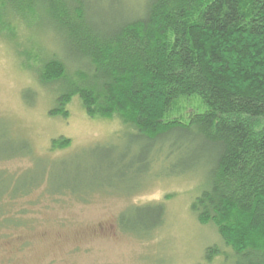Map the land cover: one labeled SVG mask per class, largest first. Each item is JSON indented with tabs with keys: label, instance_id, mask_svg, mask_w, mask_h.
<instances>
[{
	"label": "trees",
	"instance_id": "trees-1",
	"mask_svg": "<svg viewBox=\"0 0 264 264\" xmlns=\"http://www.w3.org/2000/svg\"><path fill=\"white\" fill-rule=\"evenodd\" d=\"M5 29L28 32L16 55L52 92L51 115L66 118L78 97L88 116L117 117L144 155L130 158L126 149L101 158L96 143L85 182L87 164L36 155L31 142L11 130L0 161L30 155L42 165L21 173L0 170V238L27 222L8 214V206L42 185L49 195L84 199L110 190L88 188L100 180L98 162L110 187L113 171L125 174L137 164L159 162L176 144L172 138L191 136L195 151L204 147L210 158L207 184L191 210L229 248L210 245L206 259L264 264V0H0V32ZM194 101L200 107L188 108ZM70 143L54 138L49 152ZM55 162L61 163L57 173ZM84 182L82 193H89L82 196L77 187ZM126 207L137 216L120 211L122 233L148 239L164 223L162 201Z\"/></svg>",
	"mask_w": 264,
	"mask_h": 264
},
{
	"label": "rangeland",
	"instance_id": "rangeland-1",
	"mask_svg": "<svg viewBox=\"0 0 264 264\" xmlns=\"http://www.w3.org/2000/svg\"><path fill=\"white\" fill-rule=\"evenodd\" d=\"M136 1L141 0H121L126 5ZM27 33L25 30L17 36L7 29L0 32V146L3 150L8 148L6 137L12 130L18 139L27 138L31 142L36 155L50 153L52 159L67 157L70 165L87 164L84 168L88 174L82 177L85 182L89 179L90 165L95 164L92 145L96 143L108 148L98 152L101 158H106L109 151L118 157L126 149L131 153L130 158L142 157L144 150L141 152L140 143L136 138H128L117 117L88 116L78 97L68 104L66 118L49 113L54 104L52 92L37 82L33 70L24 68L16 55L22 50L20 38H25ZM34 36L41 41L40 45L46 41L40 34ZM29 63L37 67L35 61ZM198 107L196 101L188 106ZM58 137L70 139V145L54 147L49 152L51 140ZM189 139L191 136L172 138L176 144L172 150L167 146L163 154H170L159 162L137 164L136 170L125 174L113 171L110 187L106 180L109 175L98 162L100 180L97 184L89 183L88 188L103 187L112 192L82 193L84 182L77 187L81 188L82 196L89 193L84 199L71 194L49 195L44 185L19 198L8 206V214L27 222L12 230L9 237L0 238V264H231L222 256L212 261L206 259L205 251L210 245L217 244L223 251L229 248L224 247L215 227L199 222L191 210L192 201L207 184L210 158L209 150L203 147L195 151L197 146ZM32 157L1 160L0 170L21 173L33 165L40 168L42 161L35 164L34 160L33 164ZM53 165L52 170L57 173L61 163ZM126 193L135 194L127 196ZM161 201L166 209L164 223L150 238L141 239L118 230L121 210L127 209L126 212L137 216L136 210L126 206ZM141 217L146 220L149 216Z\"/></svg>",
	"mask_w": 264,
	"mask_h": 264
}]
</instances>
